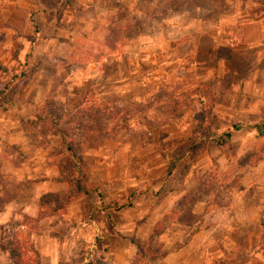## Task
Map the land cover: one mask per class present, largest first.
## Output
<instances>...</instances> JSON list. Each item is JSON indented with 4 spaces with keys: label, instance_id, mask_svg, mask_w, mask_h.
I'll list each match as a JSON object with an SVG mask.
<instances>
[{
    "label": "rangeland",
    "instance_id": "1",
    "mask_svg": "<svg viewBox=\"0 0 264 264\" xmlns=\"http://www.w3.org/2000/svg\"><path fill=\"white\" fill-rule=\"evenodd\" d=\"M43 5L54 7L55 0H43ZM58 5L59 41L49 55H36L32 45L25 50L26 61L19 62L17 40L0 50V73L8 78L0 79V138L17 142L14 123L31 121L36 107V116H43L42 139L30 133L24 145L0 139V210L11 204L10 219L19 224L15 228L22 241L27 235L34 251V234L51 232L59 240L81 229L84 240L71 241L75 254L67 262L110 264L109 236L118 227L132 249L128 264H156L166 256V242H172L166 228L178 215L174 208L162 210L169 199L186 205L180 216L184 221L196 219L189 212L196 204L206 206L200 217L207 208L221 215L238 200L264 206V51L260 57L245 50L234 56L219 47L210 61L191 65L195 51L188 34L178 41L166 29V20L180 14L186 24L202 19L217 24L220 36L231 33L241 41L243 25L253 35L255 26L248 23L258 18V27L264 28V0H59ZM30 11L31 33L38 32ZM1 15L6 16L0 9V20ZM10 18L21 30L24 20L18 12ZM113 76H137L140 84L150 80L138 87L140 100L132 103L129 97L113 98L119 96L112 92L113 79L108 81ZM87 86L105 93L110 119L90 110L98 104L92 97L77 106L73 93ZM128 90L124 85L123 93L129 95ZM146 90L156 91L148 97ZM49 92L57 99H44ZM86 115L98 130L69 145L63 131L73 135L75 121ZM54 131L63 138L50 134ZM74 131L79 139L81 131ZM40 168L50 172L58 191L43 195L37 215L30 218L20 206L42 178L25 174ZM75 203L74 219L68 209ZM82 204L85 211L79 210ZM87 204L94 207L90 214ZM94 219L99 232L88 227ZM234 247L219 264H264V236L256 242L239 240ZM26 257L20 264L37 263L33 253Z\"/></svg>",
    "mask_w": 264,
    "mask_h": 264
},
{
    "label": "crops",
    "instance_id": "2",
    "mask_svg": "<svg viewBox=\"0 0 264 264\" xmlns=\"http://www.w3.org/2000/svg\"><path fill=\"white\" fill-rule=\"evenodd\" d=\"M58 4L59 0H55L54 7L46 8L43 5V0H0V9L2 13L4 12L6 14V16L1 15L2 20H0V38L2 37V39H0V50L14 47V44L11 43L17 40V47L21 50L18 56L19 62L26 61L27 57L25 50L30 49L32 45L36 48V55H49L48 53L53 50L59 41V30L57 27L60 20L56 11L59 6ZM30 10L35 12L33 19L36 20L35 24L38 25V32L31 33L30 29L33 28L32 22L28 20V16L32 13ZM15 11L18 12L19 16L24 20H22L23 27L21 30L17 28L16 21L10 18ZM181 16L182 15L178 14L173 20L167 19L166 29L170 31V34L174 35V33H176V40L178 41L186 39L185 37L188 34V38L191 39L189 41V46L195 51L193 52L194 62H190L191 65L200 66L204 64L205 61H210L213 58L215 50L219 47L229 49L230 54L234 56L237 55V52L245 50V55H250V52L253 51L254 54L258 55L257 57H260L261 53L264 51V28L258 27L261 23V20L258 18L248 23L249 27L255 26L253 35L250 33L249 28L243 25L242 40L238 41V38H233L231 33L226 34L225 37L220 36L217 24H203L202 19H195L194 24L192 22L186 24L180 20ZM36 55L33 53L32 57ZM114 58L117 61L116 55ZM177 61L179 64L182 63L180 57L177 58ZM4 76L5 75L0 73V79L7 80L8 78ZM91 77L93 76H90L88 80ZM137 78V76L132 78L125 77L124 80H122L123 78L117 79L115 76L109 78L108 81L113 79L114 82L112 92L119 94L118 98H113L119 99L129 97L132 103H138L141 97L138 87H140V85H143V88L146 87L150 79H141V82H146L140 84ZM124 85H129V95L123 93L122 88ZM155 91L156 90H146L145 95L149 97ZM27 93V89L23 91V94L26 96ZM75 94L79 97L78 107H84L90 96L98 101L102 100L107 102V97L104 92L101 90H92L88 86L84 88L81 87L80 90L74 91L73 95ZM47 97L57 99V96L55 94L53 95L52 92L47 93L44 99ZM37 103V101L34 102L35 107ZM106 106L108 110H110V104L108 103ZM106 106L101 105L97 111H105L104 108H106ZM19 108L22 109L23 106L19 105ZM24 108L26 109V107ZM38 111H40V109L36 107L35 116L31 118V121L33 119H38V116H36ZM31 121L23 120L14 123L15 127L18 129L17 134L20 136L17 142H14L15 140H7L5 136L0 139H2L4 144L19 143L23 145L31 139L32 135L28 133L33 134L36 139H42V134L38 131L39 126L36 125L35 122L32 124ZM23 126L26 127L25 130ZM50 134L54 136L57 134L63 138L62 135L55 131ZM10 136L11 135H9V137ZM14 171L13 174H20L18 170ZM34 173L40 176L42 180L34 183L32 197L29 198L28 202L24 203L23 206H20L23 213L30 218H34L37 215L40 198L43 195L48 192L58 191V188L52 183L51 179H49L50 172L43 168L32 169L31 172L25 174V177L30 179ZM168 182H170V180H168ZM169 201L170 202L166 201V205L163 206L162 210L166 213H170V210L174 208L178 215L166 228V236L172 241L166 242V256L158 260L156 264H219L221 258L229 255L230 249H235L234 246L239 240L248 242L253 240L256 242L261 240L262 236H264V206H259L257 208L252 206L248 207L243 204L242 200H238L234 201V203L227 208L226 212L221 213V215L219 212L216 213V210L207 208L205 209L206 214L200 217L206 206L204 207L203 204H196L197 206L191 207L189 211L191 214L196 215V219L184 221L180 216L186 212V205H181L180 203L177 206V204L174 205L175 203L171 202L170 199ZM78 205L79 204L75 203L68 209L69 217L74 219L77 217ZM87 207L90 214L94 207L91 204H87ZM12 209L11 204H9L6 205L4 211L0 212V264L11 263L12 243L15 239L16 232L20 229L19 226L16 229V225L19 224L10 219L13 212L11 211ZM79 210L85 211V204H82ZM97 214L100 215L101 218H103L104 215L105 219H108V222L110 221L104 211H100ZM98 224V221L94 219L88 224V227L94 230L98 227L97 232H99L100 228ZM117 228L118 227H116L113 234L109 236V249L106 255L112 258L111 260L113 262L110 264H128V257L131 256L132 249H130L129 242L121 238L120 233L117 232ZM79 231H81V229L59 240L51 235V232H44L39 235L34 234L32 236V243L34 244L33 254L37 257L36 264H71L67 262L68 257H72L75 254L71 241L76 239L84 240L81 238L82 235ZM89 246L93 247V244L89 243ZM101 253L104 252L102 251ZM101 253L98 251L95 254ZM106 255L103 257H106Z\"/></svg>",
    "mask_w": 264,
    "mask_h": 264
},
{
    "label": "trees",
    "instance_id": "3",
    "mask_svg": "<svg viewBox=\"0 0 264 264\" xmlns=\"http://www.w3.org/2000/svg\"><path fill=\"white\" fill-rule=\"evenodd\" d=\"M93 100L97 101L98 104L96 106H92L90 110L91 111L98 112L100 114H104V119H107V118L110 119V114H111L110 111L112 110V108L109 107L110 110H108V107L106 106V104H108V102L102 101V100L98 101L95 98ZM49 102H52V100L50 99ZM52 103H50V104H52ZM101 105L102 106H106V108H104L105 111H99V110L97 111V109L100 108ZM39 118H40V115L38 116V119H37L38 122H35L36 125L39 126L38 129H40V125L42 124L41 123V118H43V116L40 119ZM92 120H94V119H92V117L90 115H86V119H84V120L82 119V120H80V122H79V120L78 121H75V124H74L73 129H71L73 135H70V133H66L67 131L66 132L63 131L62 134L64 135V138L68 140L69 145H72L74 143L76 145H78L85 138V135L86 134L87 135H91L94 130H98V128H95V126H92V123H93ZM74 130L81 131L82 135L80 136L79 139H77V136H76ZM40 133L42 134V132H40ZM67 150H69L71 152V147H68ZM174 167H175V164L174 163L173 164H170V166H169L170 172H171L172 169H174ZM60 171L63 172V173H66V175H67V171L66 170H60ZM168 175H169V173H168ZM1 205H2V207L5 206V202H2ZM2 211L3 210H0V212H2ZM33 223L35 224V222H32V224ZM20 226H22V225H20ZM21 236H22L21 232H16L15 239H14V241L12 243L11 263L10 264H20V260L21 259L23 260L26 257L27 253H33V249H32V247H31V245L29 243L28 236L27 235H24V238H23L24 240L23 241L21 240V238H22ZM21 242L23 243L24 248L21 247ZM22 249H24L23 252L21 251ZM25 249H29V250L26 251ZM29 260H30V258H28L26 261H29Z\"/></svg>",
    "mask_w": 264,
    "mask_h": 264
}]
</instances>
